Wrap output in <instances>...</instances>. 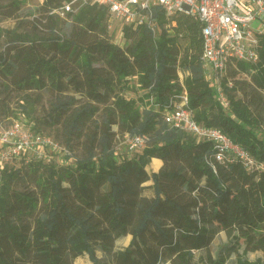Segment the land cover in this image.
Returning <instances> with one entry per match:
<instances>
[{"label": "trees", "instance_id": "16d2710c", "mask_svg": "<svg viewBox=\"0 0 264 264\" xmlns=\"http://www.w3.org/2000/svg\"><path fill=\"white\" fill-rule=\"evenodd\" d=\"M8 1L12 16L26 0ZM65 2L44 0L33 32H8L0 50L2 92L56 94L43 117L23 106L17 119L53 131L72 152L64 164L54 155L0 168V264H74L84 255L91 264H264L248 256L264 253V34L257 65L234 62L223 78L225 108L205 74L199 21L180 15L170 31L154 7L158 32L126 28L121 45L99 4L69 14L63 34L64 19L51 12ZM182 94L200 125L221 130L253 164L230 151L220 161L213 142L166 123ZM125 135L145 136L147 146L120 157ZM154 160L163 165L150 173ZM222 232L228 241L213 253Z\"/></svg>", "mask_w": 264, "mask_h": 264}, {"label": "built area", "instance_id": "2783aa9c", "mask_svg": "<svg viewBox=\"0 0 264 264\" xmlns=\"http://www.w3.org/2000/svg\"><path fill=\"white\" fill-rule=\"evenodd\" d=\"M87 4L108 8L109 32L121 45L125 44L126 28L146 26L154 34L158 32L154 7L163 10L167 19L165 27L170 31L177 25V17L180 15L199 21L205 74L225 108L229 102L222 80L229 65L234 62L257 65L259 62L260 35L264 34V0H66L51 13L66 19L69 14L78 13ZM258 20L262 26L255 29L253 23ZM180 76L183 80L182 73ZM164 118L173 128L213 142L218 160H223L224 153L230 151L247 165L253 164V159L246 151L233 144L221 130L200 125L195 120L187 94L179 95L171 101L164 112ZM124 144L129 153L141 151L147 146V137L125 135ZM31 153L34 156L32 160L45 162H51L56 154L72 155L55 138L33 132L21 120L15 119L10 126L0 130V168L14 162H29Z\"/></svg>", "mask_w": 264, "mask_h": 264}, {"label": "rangeland", "instance_id": "374dc122", "mask_svg": "<svg viewBox=\"0 0 264 264\" xmlns=\"http://www.w3.org/2000/svg\"><path fill=\"white\" fill-rule=\"evenodd\" d=\"M43 0H26L22 5L21 9L14 15L10 16V8L8 0H0V50H4L10 41L8 32H17V33H31L33 32L32 21L33 19L39 15V8L41 7ZM63 34L67 35L70 32L72 19L70 17L63 20ZM262 26V22L260 20L255 21L253 23V28H258ZM114 36V35H113ZM115 37V36H114ZM235 64H230L228 68V73H231L234 70ZM246 78L245 75L239 74V79L242 80ZM2 78L0 76V130L6 128L11 125L12 121L17 119L15 114H21L20 111L23 110V106H26L31 113L36 117H43L48 113L52 102L55 99L56 94L51 90L44 91H31L27 93L17 92L10 88L8 91L3 90ZM129 97H137L136 92L129 91L127 93ZM103 111V107H102ZM102 111L100 112L98 118L101 117ZM20 117H22L20 115ZM26 126L30 129L32 127L30 125ZM44 135L51 136L55 138V134L53 131L44 130L42 132ZM117 151L120 157H131L134 153H129L127 151L126 145L124 144V137L120 136L119 141L117 143ZM77 154H80V150H77ZM30 160L34 157L33 154H30ZM55 161L57 163H68L71 161L70 156L67 155H55ZM20 163V162H18ZM17 163V165H18ZM11 165V164H10ZM147 170L152 173L157 172V170L152 162L148 166ZM152 182H148L145 184L147 188L144 191L146 196H150L152 194V190L148 187ZM131 237H126L123 240H120L116 243V249H122L130 243ZM228 238L224 232L220 233L215 239L213 245L211 246V251L213 253L218 250V248L226 243ZM235 256V255H234ZM250 259H256L260 256L264 257V253L259 252H250L248 253ZM74 264H91V261L87 255L77 258L74 261ZM171 264V263H167Z\"/></svg>", "mask_w": 264, "mask_h": 264}, {"label": "bare ground", "instance_id": "6f19581e", "mask_svg": "<svg viewBox=\"0 0 264 264\" xmlns=\"http://www.w3.org/2000/svg\"><path fill=\"white\" fill-rule=\"evenodd\" d=\"M156 169H158L161 165V161H158V160H154L153 161V164H152Z\"/></svg>", "mask_w": 264, "mask_h": 264}, {"label": "crops", "instance_id": "0c3cea01", "mask_svg": "<svg viewBox=\"0 0 264 264\" xmlns=\"http://www.w3.org/2000/svg\"><path fill=\"white\" fill-rule=\"evenodd\" d=\"M154 159H157V158H154ZM158 160H160V159H158ZM162 165H163V162H162V160H161L160 168L162 167ZM160 168H159V170H160ZM159 170H157V172H158ZM153 172H154V171H153ZM127 237H131V236H127ZM131 238H132V237H131ZM130 241H131V239H130Z\"/></svg>", "mask_w": 264, "mask_h": 264}]
</instances>
